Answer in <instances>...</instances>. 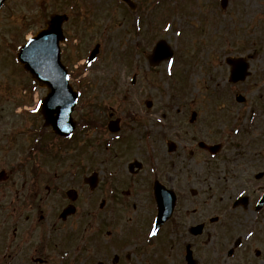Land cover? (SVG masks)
Instances as JSON below:
<instances>
[{
  "label": "rangeland",
  "instance_id": "obj_1",
  "mask_svg": "<svg viewBox=\"0 0 264 264\" xmlns=\"http://www.w3.org/2000/svg\"><path fill=\"white\" fill-rule=\"evenodd\" d=\"M135 1L138 7L134 11L118 0H9L0 10V136L4 132L12 136L16 164L25 156L28 142L33 138L29 132L31 126L42 122L40 114L23 115L20 110L33 107L37 98L47 93L46 88L32 83L30 74L17 63L16 52L19 44L42 28L53 12L70 15L64 24L68 40L62 44V58L70 69L74 86L83 90L74 117L83 121L91 118L102 126L80 128L69 141L55 138V133L46 136L49 143L44 163L46 181L58 187L40 207L23 208L27 202L17 191L18 183L7 196L0 190L1 252L3 239L10 240L16 222L23 231L33 233V243L41 244L42 250L37 255L47 258L44 264H98L99 261L151 264L153 259L159 264L166 261L167 254L171 264H181L177 251L166 253L171 247L166 239L162 243L158 236L151 244L147 243L151 241L147 236L133 237L142 234L146 227V195L152 168L159 170L160 175L196 176L199 179L190 181L191 186L223 190L224 194H236L244 184L249 188L246 174L254 178L264 171V0H230L227 8L221 7L220 0ZM138 18L139 28L135 26ZM167 23L173 28L166 32ZM178 29L181 36L175 35ZM160 38L176 48L171 76L167 62L150 66L146 58ZM97 42H103V47L98 59L87 66L84 61ZM228 56L248 57L250 77L243 82H230ZM134 74L137 80L132 85ZM237 95H242L245 101L238 102ZM148 99L153 100L152 107L146 106ZM192 110L198 112L193 123L189 121ZM130 111L136 113L135 118L128 115ZM124 114L128 115L125 128L118 137L111 136L107 128L109 118ZM36 119L40 121L34 122ZM168 139L179 145L176 152H168ZM199 140L222 141L226 147L219 155L210 156L198 150ZM133 158L145 164L138 176L130 175L128 170V162ZM93 170L100 172V188L93 194L81 191L77 213L62 221L59 213L65 202L64 190L83 185V179L79 183L78 177L89 176ZM233 174L241 175L238 184L242 183L235 191L226 189L234 183ZM110 175L113 177L110 179L118 176L120 180L115 181L119 184L114 189L116 194L120 189L132 190L131 196L120 192L121 201L117 205L122 212H116V221L108 213L114 203V198L108 196ZM258 182L264 184V180ZM250 192L252 201L260 193L252 187ZM103 198L109 200V205L101 209ZM230 199L222 197L214 200L211 207L204 205L207 216L219 206L226 207ZM251 205L233 210L234 218L239 219L237 215H240L261 233H255L249 240L252 243L249 253L244 250L238 253L235 264H263L253 249L264 251V213L256 215ZM127 210L131 216L143 215L137 219V226L132 220L126 223L123 212ZM41 212L47 217L41 219ZM255 218L259 221L256 224ZM106 228L114 229L115 239L118 235L123 237L118 245L115 239H108ZM50 229L52 243L45 241L46 231L48 237ZM182 232L184 229L174 233L170 242L187 236ZM156 242L163 246V254L157 257ZM216 246L207 239L201 251L210 256ZM229 246L223 244L222 255L215 257L222 258V264L227 262ZM65 251L70 252L67 259L60 256ZM115 255L119 260L114 263ZM208 256L207 264L211 262ZM10 258L13 257H0V264H6ZM8 264L40 263L19 256Z\"/></svg>",
  "mask_w": 264,
  "mask_h": 264
},
{
  "label": "flooded vegetation",
  "instance_id": "obj_2",
  "mask_svg": "<svg viewBox=\"0 0 264 264\" xmlns=\"http://www.w3.org/2000/svg\"><path fill=\"white\" fill-rule=\"evenodd\" d=\"M36 132L38 136L42 135L40 128L36 129ZM6 133L7 132H4V135L0 136V190L7 196L13 191L14 185L18 183L17 191L27 202L23 208L30 209L40 207L47 197L46 192L51 194V192L58 187L56 184H48L46 181V168L44 164L46 160V143L42 141L38 143L29 141L25 150V156L16 164L14 142L12 141V136ZM10 133L13 135L14 132L11 131ZM3 137H5V139H3ZM154 179H159L166 186L173 188L176 193L177 200L175 209L165 225L169 228L170 234L176 233L179 229H184L185 232H182L183 234L187 233V236H182L184 237L183 239L179 238L177 240V246L183 253L182 256L184 257V261L186 251L190 249L192 251V258L189 261L187 260V262L185 261L186 264H207L206 254L200 253L199 243L205 239V235H207L206 232L210 227L215 228V237L217 234H222V226L220 225L223 221L222 218L208 223V216L206 215V210L203 208L204 199L200 197L201 190H196L195 193H192V186H190L191 184L189 183L193 180L192 178H185L183 175L178 174H169L162 175V177L155 176ZM235 180L237 182V179ZM248 180H250V178H246V181ZM78 182L80 183L81 179H78ZM86 186L87 185L84 183L81 188L83 189ZM239 186L240 185H238V187ZM248 186H251L252 190L255 192L262 189H256L259 185L250 182ZM244 188H247L245 184ZM244 190L246 191L247 189ZM251 200L252 198L249 196V202ZM2 203L3 200L0 197V207ZM9 203L12 204L13 200H9ZM218 208L222 209V206ZM152 212H156V200L154 197L152 200ZM239 219H241L239 225L241 226L240 229H242L246 225V220L240 216ZM200 224L204 225L203 232L200 234H192L190 229ZM226 231L227 229H225L224 232ZM32 235L33 233L31 231H23L15 222L12 230V242L7 244V253H5V256L7 257L9 255V257L13 258H19L20 256L22 259L29 258L36 262L41 260V264L45 263L47 260L37 255V251L42 250V246L41 244L32 242ZM188 238L192 241L188 240ZM241 244L243 246L244 242H241ZM3 246H5L4 243L1 247ZM245 248L250 250L251 247L245 246ZM218 255H220V253L215 252L214 256L211 258L212 262L209 264H220L221 259L217 260L215 258ZM257 257H264V252H259Z\"/></svg>",
  "mask_w": 264,
  "mask_h": 264
},
{
  "label": "water",
  "instance_id": "obj_3",
  "mask_svg": "<svg viewBox=\"0 0 264 264\" xmlns=\"http://www.w3.org/2000/svg\"><path fill=\"white\" fill-rule=\"evenodd\" d=\"M3 1L0 0V5ZM124 1L133 7L132 0ZM226 3L227 0H223L224 6H226ZM65 20H67L66 15H52L51 20L48 22V28L40 31L34 39L21 48L18 59L42 86L49 88V94L42 106V112L46 119L45 125H51L57 133L69 135L75 125L71 114L75 108L78 94L68 83L67 69L60 61L59 41L64 40L62 24ZM160 46L165 47L169 52L165 42H159L158 47L149 57L152 65L158 64L164 58V56L158 55V51L162 49ZM97 52L98 48L93 51L91 58L95 57ZM228 62L232 66L230 76L232 81L244 80L249 75L250 64L245 58H229ZM238 99L242 100L243 98L239 96ZM115 124L117 122L110 124L112 130L118 129V126H114ZM206 147L213 151L216 149L214 146ZM173 148L174 145L171 144L170 150H173ZM160 193L164 194V191L162 190ZM70 211H73V209Z\"/></svg>",
  "mask_w": 264,
  "mask_h": 264
},
{
  "label": "snow or ice",
  "instance_id": "obj_4",
  "mask_svg": "<svg viewBox=\"0 0 264 264\" xmlns=\"http://www.w3.org/2000/svg\"><path fill=\"white\" fill-rule=\"evenodd\" d=\"M141 24V20L138 18L136 20V25L139 26ZM173 28V25L172 24H168L167 27L164 29V31H169L170 29ZM175 35L176 36H181L182 35V32L181 31H176L175 32ZM158 55H161V56H164V57H167V67H168V74L171 76L173 73H172V67L173 65L176 63V58L171 54L169 53L166 49H160L158 51ZM89 66L92 64V60L89 59L87 62H86ZM38 109L37 108H33L32 111H37ZM239 131V129H237V132ZM153 171H155V169H153ZM241 195H243V193H241ZM158 233V228L153 225L152 227V230L149 232V235L152 236V237H155ZM249 236L253 235V233L251 232H248L247 233ZM227 264V262H226Z\"/></svg>",
  "mask_w": 264,
  "mask_h": 264
}]
</instances>
